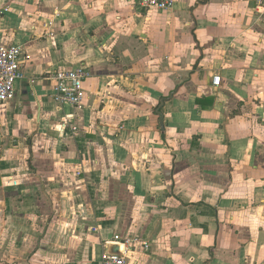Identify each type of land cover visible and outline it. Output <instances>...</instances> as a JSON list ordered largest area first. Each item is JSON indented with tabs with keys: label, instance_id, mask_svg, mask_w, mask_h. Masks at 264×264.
<instances>
[{
	"label": "crops",
	"instance_id": "obj_1",
	"mask_svg": "<svg viewBox=\"0 0 264 264\" xmlns=\"http://www.w3.org/2000/svg\"><path fill=\"white\" fill-rule=\"evenodd\" d=\"M10 45L0 264H101L124 240L128 264H264V8L0 0ZM79 66L84 105L58 106L54 74Z\"/></svg>",
	"mask_w": 264,
	"mask_h": 264
},
{
	"label": "built area",
	"instance_id": "obj_2",
	"mask_svg": "<svg viewBox=\"0 0 264 264\" xmlns=\"http://www.w3.org/2000/svg\"><path fill=\"white\" fill-rule=\"evenodd\" d=\"M178 0H137L145 9H154L159 12L171 11ZM258 6L264 8V0H252ZM26 59L22 46H0V104L13 98L17 84L25 77L22 70V62ZM88 78V72L83 66L68 70H60L54 74V86L51 99L58 106L80 108L85 102L84 82ZM220 79L214 78L212 85L219 86ZM63 128H68V122L63 121ZM70 128V127H69ZM73 131L74 128H71ZM131 241L124 240L120 254L104 255L101 264H128V254Z\"/></svg>",
	"mask_w": 264,
	"mask_h": 264
}]
</instances>
